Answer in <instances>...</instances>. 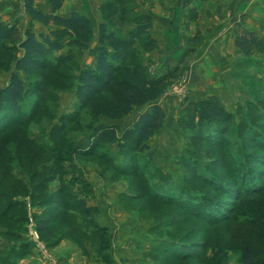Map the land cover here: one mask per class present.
<instances>
[{"label": "rangeland", "instance_id": "rangeland-1", "mask_svg": "<svg viewBox=\"0 0 264 264\" xmlns=\"http://www.w3.org/2000/svg\"><path fill=\"white\" fill-rule=\"evenodd\" d=\"M135 2L139 11L149 8L160 16L156 0ZM190 2L183 18L170 26L152 17L157 47L137 49L132 59L150 77L167 80L156 100L165 119L143 151L122 143L142 106L121 118L101 115L86 127L89 109L75 94L76 76L80 68L94 64L95 39L68 51V61L59 69H40L29 77L17 71L26 85L43 88L44 96L26 103L30 121L0 137V164L8 162L0 165V191L13 199L24 194L27 210L23 230L19 222L0 218V253L6 254L0 264H21L31 256L30 251L20 256L15 231L4 235L10 228L22 232L23 239L34 238L43 258L52 255L50 247L65 241L73 248L74 262L86 257L101 264H264V52L245 57L233 36L234 22L243 14L245 26L264 38V0H183ZM5 3L0 0V22L39 31L25 20L22 3L15 2L12 9ZM9 46L0 48V86L21 52L15 44ZM211 100L221 105L223 119L204 117L202 103ZM98 124L114 126V143L95 142L92 130ZM90 147L93 153H78ZM117 164L131 172L119 171ZM21 184L32 190L34 199L21 192ZM93 187L97 200L92 203L103 213L101 223L90 218L91 224H81L77 231L79 218L50 217L47 245L36 229L33 213L43 205L36 202L48 198L54 204L66 190L81 200L73 207L81 212L88 196H94ZM59 189L64 192L55 193ZM0 195L1 211L10 199L2 191ZM92 209L93 216L97 208ZM223 216L227 219L219 223L213 219ZM93 224L102 231L94 232ZM6 240L12 245L4 247Z\"/></svg>", "mask_w": 264, "mask_h": 264}, {"label": "trees", "instance_id": "trees-1", "mask_svg": "<svg viewBox=\"0 0 264 264\" xmlns=\"http://www.w3.org/2000/svg\"><path fill=\"white\" fill-rule=\"evenodd\" d=\"M34 1L23 0L24 9L31 20L48 26L47 31L36 32L31 26L20 29L15 23L8 25L0 22V48L8 49L10 44H15L16 48L21 50L20 54L13 58L14 71L10 72L8 81L0 86V137L10 127L19 125L23 121H30L32 115L26 103L34 104L44 96L43 91H40L43 88L37 90L26 85L17 71H21L24 77H29L40 69H59L67 63L68 51L85 48L93 36L92 22L84 14L76 10L68 15L56 12L61 8L63 0H47L50 4L49 12L35 8ZM98 9L101 21L98 25L96 57L93 65H86L78 70L75 94L78 101L89 109L90 121L86 123V127H90L91 123L97 121L101 115L109 118H121L128 114L133 107L142 106L143 109L125 129L122 143L129 144L137 151H143L149 146L148 139L161 128L165 119V110L156 100L167 80L164 76L150 77L140 70L132 60L137 49L149 52L157 47V40L151 33L152 17L148 13L139 11L135 0H99ZM244 22L243 14L240 19L234 22V44L245 57L252 56L254 52H264V38L245 26ZM176 69V66L170 69L166 77L173 75L172 73ZM202 108L204 117L208 119L219 121L224 117L225 112L216 100L202 103ZM92 131L96 143L110 144L117 139L114 126L109 124L94 125ZM53 137L58 138V134ZM73 151L78 150L74 148ZM91 152L93 153L92 147L89 150L80 149L78 153L87 155ZM98 154L103 155L100 150H98ZM0 165L7 167L8 162L4 161ZM116 167L119 171L131 172V169L126 165L117 164ZM12 176L14 179H18L13 173ZM20 187L21 192L30 194L34 199L33 194L31 195L32 190H27L22 184ZM1 191L7 198L9 197L10 202L0 211V218L11 221L13 225H18L17 222H19V229L23 230L27 219L24 194L13 199L12 194L4 190ZM63 192L64 190L59 189L55 193ZM157 198L163 201L162 197ZM47 200L48 198H43L37 201L36 204L43 205L40 211L33 213L37 221L36 229L39 237L47 245L50 242L46 240L45 231L46 228L48 229V224L53 222H47L50 217L58 218L68 215L75 219L79 218L74 222L77 231L81 224L85 228L91 224L89 219L92 218L90 213L93 209L85 206L81 212L75 211L73 207L81 200L68 194L66 190L64 196L57 198L54 204ZM2 203L1 201L0 204ZM10 209L14 212L11 211L8 214ZM5 215L7 216L5 217ZM213 219L219 223V221L227 219V216ZM214 221L213 223H215ZM93 225L94 232L102 231L98 224ZM9 230L10 232H8ZM9 230L4 232V235H11L15 231L16 240L23 238L22 232L12 228ZM82 233L84 234L85 231ZM23 243L27 244L24 241ZM26 252L22 249L20 256ZM2 253L4 254L0 253V258L6 255L5 252ZM5 264L15 263L13 260L10 262L7 260Z\"/></svg>", "mask_w": 264, "mask_h": 264}, {"label": "crops", "instance_id": "crops-1", "mask_svg": "<svg viewBox=\"0 0 264 264\" xmlns=\"http://www.w3.org/2000/svg\"><path fill=\"white\" fill-rule=\"evenodd\" d=\"M5 1H6L5 4L9 9H12L11 7H14L15 2L19 3V4H21V3L23 4V0H5ZM141 1H144V0H141ZM156 1L158 3L159 12L161 13L160 16H156L154 13H152L150 11L151 9H149V8L142 7V8H140V10L142 12L150 14L151 17H153L155 19L159 18L160 20H162V22L164 21L165 25L168 24V26H170L172 21H175L176 18H177V20L182 19L183 18L182 14L185 13V11L189 10V8L193 5L191 2L184 4L183 0H159V1L156 0ZM98 4H99V0H63V4H62L61 8H59L56 12L58 14H61V15H68L70 12L76 10V11L84 14L85 16H87L92 22L93 36L91 39H95L97 42L98 25H99V22L101 21V14H100L99 9H98ZM34 7L37 9H40L44 12L50 11V4L47 0H35L34 1ZM177 11L180 12L179 16L176 15ZM207 13L211 14L210 15L211 17H215V14H214L215 12H213V13L207 12ZM25 20L27 22L31 21L33 23V27H37L39 29V31H43L42 30L43 28H39V26L43 27L45 25H43L42 23H40L36 20H31L27 13L25 14ZM152 28H151V33L155 37V35L152 32ZM161 59L163 61V57ZM135 107H141V106H135ZM142 109H143V107L140 109V111ZM92 194H94V196H92V195L88 196V198L85 202L87 203V206L92 207V208L93 207L97 208V211L95 209V214H93L92 218H94L96 220V222H99V224H100L101 222L98 219H100L99 217L101 215H103V213H101L97 204L92 203L93 201L97 200V193H96L94 187H93V193ZM30 238L31 237H29V236L24 238V239L22 238L21 240H17V242L14 244V245H16V247H20V249H24L27 252H29V251L31 252V254L28 253L29 255H31L30 258H28V260L26 262H21V264H27V263L28 264H56L57 261H58V264H74V263H77V264H101L96 260L93 261V260L86 258V257H85V260L79 259L77 262L72 261L71 256L73 255V248L70 246V244H65V241H61V243L58 246L50 247L48 249L49 252L52 253V255L54 254L53 256H54L55 261H53V259H51L52 255L50 257L48 256V258L47 257L43 258V254L42 255L39 254V247L36 245L38 243L34 240V238H32V239H30ZM26 239L28 241H31V242H27V244H23V241H26ZM11 245L12 244L8 240H6L5 244H3L4 247H9ZM37 247H38V249H37Z\"/></svg>", "mask_w": 264, "mask_h": 264}]
</instances>
